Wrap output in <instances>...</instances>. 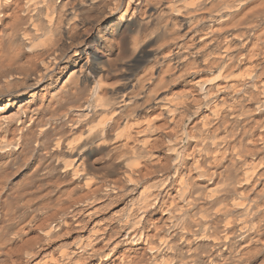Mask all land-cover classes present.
<instances>
[{
    "label": "clouds",
    "instance_id": "9594fccd",
    "mask_svg": "<svg viewBox=\"0 0 264 264\" xmlns=\"http://www.w3.org/2000/svg\"><path fill=\"white\" fill-rule=\"evenodd\" d=\"M0 264H264V0H0Z\"/></svg>",
    "mask_w": 264,
    "mask_h": 264
}]
</instances>
